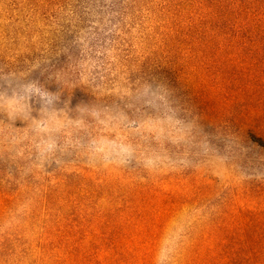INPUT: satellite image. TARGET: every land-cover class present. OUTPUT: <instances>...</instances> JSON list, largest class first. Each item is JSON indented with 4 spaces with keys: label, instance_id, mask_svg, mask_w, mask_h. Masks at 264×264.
<instances>
[{
    "label": "rangeland",
    "instance_id": "rangeland-1",
    "mask_svg": "<svg viewBox=\"0 0 264 264\" xmlns=\"http://www.w3.org/2000/svg\"><path fill=\"white\" fill-rule=\"evenodd\" d=\"M201 1L0 0V264H203L264 219V80Z\"/></svg>",
    "mask_w": 264,
    "mask_h": 264
},
{
    "label": "trees",
    "instance_id": "trees-1",
    "mask_svg": "<svg viewBox=\"0 0 264 264\" xmlns=\"http://www.w3.org/2000/svg\"><path fill=\"white\" fill-rule=\"evenodd\" d=\"M200 8L191 42L214 57L239 58L248 74L264 80V0H203ZM211 226L217 243L203 264H264V219H214Z\"/></svg>",
    "mask_w": 264,
    "mask_h": 264
}]
</instances>
